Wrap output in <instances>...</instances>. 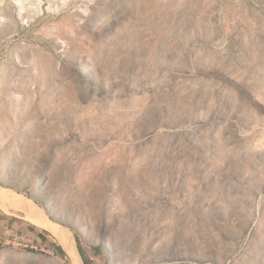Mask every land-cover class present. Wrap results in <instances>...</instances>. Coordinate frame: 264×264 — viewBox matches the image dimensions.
<instances>
[{
	"label": "rangeland",
	"instance_id": "rangeland-1",
	"mask_svg": "<svg viewBox=\"0 0 264 264\" xmlns=\"http://www.w3.org/2000/svg\"><path fill=\"white\" fill-rule=\"evenodd\" d=\"M0 181L84 264H264V0H0ZM8 208L0 264H73Z\"/></svg>",
	"mask_w": 264,
	"mask_h": 264
},
{
	"label": "water",
	"instance_id": "water-1",
	"mask_svg": "<svg viewBox=\"0 0 264 264\" xmlns=\"http://www.w3.org/2000/svg\"><path fill=\"white\" fill-rule=\"evenodd\" d=\"M0 194L9 197V198H16L19 201L23 203V206L19 208L18 210L12 209L18 212L23 213V215L27 214L30 217L38 218L42 221H48L52 224H54L55 228L58 231V235L67 236L68 244L65 247L63 243L60 241L59 236L55 235L56 238L59 240L62 247L66 250V252L69 254L73 264H84L81 258L74 259L72 257V252L75 251V254L78 255L76 245L73 241L72 235H70L68 228L62 224L60 221L56 220L54 217H52L47 211L43 210L37 202H35L32 198H30L28 195H25L7 185L2 183L0 181ZM76 258V257H75Z\"/></svg>",
	"mask_w": 264,
	"mask_h": 264
},
{
	"label": "bare ground",
	"instance_id": "bare-ground-1",
	"mask_svg": "<svg viewBox=\"0 0 264 264\" xmlns=\"http://www.w3.org/2000/svg\"><path fill=\"white\" fill-rule=\"evenodd\" d=\"M5 184V183H4ZM0 199H2L3 201H6L7 203H9V204H11V205H13V206H15L17 209H19V208H21V206H23V203L21 202V201H19L18 199H16V198H9V197H6V196H4V195H2V194H0ZM46 211L52 216V214H56V210L54 209V208H52V205H50V204H48L47 206H46ZM52 213V214H51ZM24 216L26 217L25 219H27V220H29V221H31V222H33V223H35V224H37V225H39V226H42V227H44V228H46L47 230H49L52 234H54V235H58L57 233H58V231H57V229L55 228V226H54V224H52V223H50V222H48V221H42V220H40V219H38V218H33V217H30L29 215H25L24 214ZM54 217V216H53ZM56 220H62V219H58V218H56V217H54ZM69 219V218H68ZM80 228H83V227H81V226H79ZM82 230V229H81ZM59 236V235H58ZM59 239H60V241L63 243V245L66 247L67 246V244H68V239H67V236L65 235V236H62V235H60L59 236ZM75 251H73L72 252V257L74 258V259H77V257L75 258Z\"/></svg>",
	"mask_w": 264,
	"mask_h": 264
},
{
	"label": "crops",
	"instance_id": "crops-1",
	"mask_svg": "<svg viewBox=\"0 0 264 264\" xmlns=\"http://www.w3.org/2000/svg\"><path fill=\"white\" fill-rule=\"evenodd\" d=\"M9 203H7L6 201H3L2 199H0V209L5 212V213H10L12 214L11 209L8 208ZM14 209L16 208L15 206L11 205ZM24 217V216H23ZM1 218V217H0ZM26 218V217H24Z\"/></svg>",
	"mask_w": 264,
	"mask_h": 264
}]
</instances>
